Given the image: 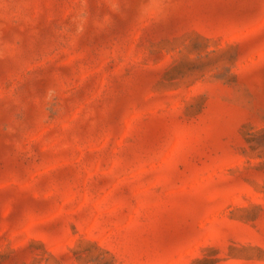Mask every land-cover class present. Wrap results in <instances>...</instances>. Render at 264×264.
<instances>
[{
	"label": "rangeland",
	"instance_id": "374dc122",
	"mask_svg": "<svg viewBox=\"0 0 264 264\" xmlns=\"http://www.w3.org/2000/svg\"><path fill=\"white\" fill-rule=\"evenodd\" d=\"M0 264H264V0H0Z\"/></svg>",
	"mask_w": 264,
	"mask_h": 264
}]
</instances>
